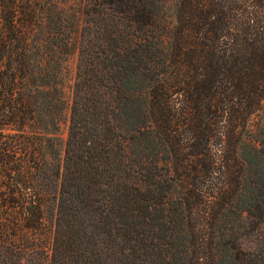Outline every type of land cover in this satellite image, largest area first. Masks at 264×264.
Returning a JSON list of instances; mask_svg holds the SVG:
<instances>
[{
    "label": "trees",
    "instance_id": "16d2710c",
    "mask_svg": "<svg viewBox=\"0 0 264 264\" xmlns=\"http://www.w3.org/2000/svg\"><path fill=\"white\" fill-rule=\"evenodd\" d=\"M76 5L0 0V264H264V0Z\"/></svg>",
    "mask_w": 264,
    "mask_h": 264
},
{
    "label": "rangeland",
    "instance_id": "374dc122",
    "mask_svg": "<svg viewBox=\"0 0 264 264\" xmlns=\"http://www.w3.org/2000/svg\"><path fill=\"white\" fill-rule=\"evenodd\" d=\"M85 0H77V7L81 9L82 5L84 4ZM77 40H78V34L75 35V49L71 57L69 58L67 62V72H66V87H65V95L66 99L69 101L71 97V84H72V79L74 76V68H75V62L77 58ZM67 122H63L61 126V135L64 138L66 136V125Z\"/></svg>",
    "mask_w": 264,
    "mask_h": 264
}]
</instances>
